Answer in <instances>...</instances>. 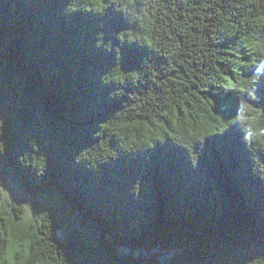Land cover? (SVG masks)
Returning <instances> with one entry per match:
<instances>
[{
	"label": "trees",
	"instance_id": "16d2710c",
	"mask_svg": "<svg viewBox=\"0 0 264 264\" xmlns=\"http://www.w3.org/2000/svg\"><path fill=\"white\" fill-rule=\"evenodd\" d=\"M0 143V264L264 260V0H0Z\"/></svg>",
	"mask_w": 264,
	"mask_h": 264
},
{
	"label": "snow or ice",
	"instance_id": "6c2138e0",
	"mask_svg": "<svg viewBox=\"0 0 264 264\" xmlns=\"http://www.w3.org/2000/svg\"><path fill=\"white\" fill-rule=\"evenodd\" d=\"M234 123V121H233ZM105 127H107V125H105ZM225 127L227 128L228 125L226 124ZM4 147V145L2 143H0V150H2ZM0 240H3L5 242H7L9 245L12 243V239H11V231L9 230L8 234L5 235L2 231H0ZM4 250L2 248H0V254H3ZM17 256L19 257H24L25 253L22 251H17ZM3 264H31V260L29 259H21L19 261H13V260H7L4 261ZM256 264H264V260L258 261L256 262Z\"/></svg>",
	"mask_w": 264,
	"mask_h": 264
},
{
	"label": "clouds",
	"instance_id": "9594fccd",
	"mask_svg": "<svg viewBox=\"0 0 264 264\" xmlns=\"http://www.w3.org/2000/svg\"><path fill=\"white\" fill-rule=\"evenodd\" d=\"M133 0H128V3H132ZM96 3L99 5V4H102V0H96Z\"/></svg>",
	"mask_w": 264,
	"mask_h": 264
},
{
	"label": "rangeland",
	"instance_id": "374dc122",
	"mask_svg": "<svg viewBox=\"0 0 264 264\" xmlns=\"http://www.w3.org/2000/svg\"><path fill=\"white\" fill-rule=\"evenodd\" d=\"M30 214H32V213L30 212Z\"/></svg>",
	"mask_w": 264,
	"mask_h": 264
}]
</instances>
